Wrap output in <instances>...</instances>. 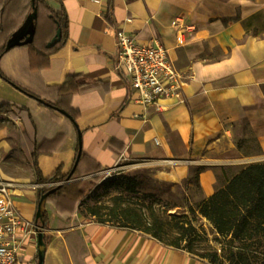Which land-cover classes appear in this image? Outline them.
<instances>
[{"label":"crops","instance_id":"1","mask_svg":"<svg viewBox=\"0 0 264 264\" xmlns=\"http://www.w3.org/2000/svg\"><path fill=\"white\" fill-rule=\"evenodd\" d=\"M48 3L68 17L65 43L42 54L55 26L47 11H40L37 45L10 50L1 69L43 101L58 102L66 95L63 102L73 120L0 77V99L24 109L13 119L19 124L23 157L28 162L39 150L45 177L59 167L64 175L71 173L79 152V178L71 182L95 179L123 160H176L181 164L160 171L161 178L181 182L196 168L201 199L207 200L249 165L264 164V0ZM30 4L0 0V29H20L32 13ZM116 30L135 34L141 44L168 49L185 78L183 102L147 107L136 101L124 70L118 69ZM240 122L248 124L260 152L244 155L238 148L242 141L235 126ZM31 176L37 190L3 177L24 185L20 209L37 221L43 185L36 183L34 171ZM42 209L47 213L45 264H212L143 231L86 221L79 206L57 209L45 203ZM25 246L22 264L38 263V242Z\"/></svg>","mask_w":264,"mask_h":264},{"label":"rangeland","instance_id":"2","mask_svg":"<svg viewBox=\"0 0 264 264\" xmlns=\"http://www.w3.org/2000/svg\"><path fill=\"white\" fill-rule=\"evenodd\" d=\"M235 130L239 141H242L239 149L244 155L259 152L247 123H238ZM25 160L19 148V124L0 114V173L7 178L21 180L29 186L27 190L32 191L36 189L31 176L33 171ZM177 162L123 160L100 174L99 182L93 178L86 179L80 189L88 194V198L79 206V215L86 221L109 223L116 227L137 222L143 228L163 227L161 236L167 242L179 240L182 234L179 225L192 222L201 235V238L187 240L194 243V253H217L222 264H230L232 259L239 264H264V232L254 241L236 242L232 249L229 241L218 235L200 215L199 207L204 200L195 178L196 168H192L190 176L181 182L173 183L161 178L160 171H171L181 164ZM231 251H235V256H230Z\"/></svg>","mask_w":264,"mask_h":264},{"label":"trees","instance_id":"3","mask_svg":"<svg viewBox=\"0 0 264 264\" xmlns=\"http://www.w3.org/2000/svg\"><path fill=\"white\" fill-rule=\"evenodd\" d=\"M48 1L51 0H31L30 4L32 12L34 9L37 10L38 18H40V11H47V17L51 19V22H53L55 26V32L52 38L43 43L41 50L44 55H50L56 52L65 43L67 40L69 22L65 11L62 8L54 9L50 6ZM37 26L38 24L36 21V28ZM58 29L62 30V41L53 48H47L48 43L56 36ZM6 30L7 27L5 26H2L0 29V77L27 96L37 99V96L34 93L15 84L2 72L1 61L9 52L6 50V44L15 33V31L7 32ZM35 45H37V36L32 46ZM66 97V95H60V101L58 102H49L45 100L40 103L58 111L65 110L72 118L69 110L63 102V99ZM23 110L24 109L9 101L0 99V114L7 115L12 119H17L21 116ZM254 140L257 142L255 138ZM39 154V150H35L33 154L28 156V162L33 168L36 183L43 185V187L38 190L39 201L44 195L48 194L45 203L53 204L57 209L63 207L76 209V207L80 206L85 200H87L88 194L80 189L82 181L71 182L72 180L79 178L77 167L74 166L71 173L66 175L62 173V167H59L51 176L45 177L37 161ZM199 173L200 170H197L195 175L197 181L199 179ZM95 179L98 182L101 180L99 177H96ZM54 183L57 185L49 186ZM199 213L214 227L218 235L229 241L232 249L236 242L254 241L259 238L264 232V164H251L246 167L226 185L219 188L210 198L204 200L199 207ZM94 215L96 216V214ZM128 219H130V217ZM37 222L38 224H41V227L45 230L47 227V213L43 212V217L37 220ZM99 223L107 224L103 222ZM123 227L143 231L166 245L186 249L193 255L209 260L212 264H222L220 263V256L217 253L207 255L194 253V243L191 240H187L190 238H201V235L192 222L179 225V228L182 231L181 238L172 242H167L162 238L161 230L163 232V227L155 228L153 226L152 228H143L139 222L134 225L128 223ZM38 249L40 251V247H38ZM234 254L235 251H231L230 256H235ZM229 261L230 264H239L236 263L234 259Z\"/></svg>","mask_w":264,"mask_h":264},{"label":"built area","instance_id":"4","mask_svg":"<svg viewBox=\"0 0 264 264\" xmlns=\"http://www.w3.org/2000/svg\"><path fill=\"white\" fill-rule=\"evenodd\" d=\"M115 35L118 69L124 70L137 102L148 107L161 106L166 100L184 101L185 78L171 60L168 49L160 43L141 44L133 33L116 30ZM23 188V184L7 180L0 173V264H22L26 242H38L44 231L20 209Z\"/></svg>","mask_w":264,"mask_h":264},{"label":"water","instance_id":"5","mask_svg":"<svg viewBox=\"0 0 264 264\" xmlns=\"http://www.w3.org/2000/svg\"><path fill=\"white\" fill-rule=\"evenodd\" d=\"M37 20H38V12L36 9H34V11L26 19L24 25L20 29H18L13 34V36L9 39V41L6 44V50L10 51L17 47H22V46L32 44L34 42L36 31H37V28H36ZM61 41H62V30L58 29L56 36L51 40V42L47 45V47L49 49L53 48L56 45H58ZM37 100L39 102H43V100L41 99L37 98ZM59 111L62 114L70 117V115L65 110H59ZM80 156H81V152H79L78 154V158L75 162V167L78 166ZM47 196L48 194L44 195L39 202V207L37 211V220L43 217L42 208L45 204ZM38 246L40 247V251L38 254V264H45V255H46L45 231L39 234Z\"/></svg>","mask_w":264,"mask_h":264}]
</instances>
